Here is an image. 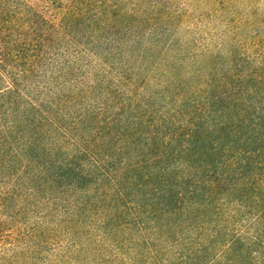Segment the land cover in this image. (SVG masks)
I'll use <instances>...</instances> for the list:
<instances>
[{
	"label": "rangeland",
	"instance_id": "rangeland-1",
	"mask_svg": "<svg viewBox=\"0 0 264 264\" xmlns=\"http://www.w3.org/2000/svg\"><path fill=\"white\" fill-rule=\"evenodd\" d=\"M76 5L87 18L75 31L85 28L87 36L53 49L45 90L61 100L62 127L85 115L87 126L76 125L69 142H0V264L183 263L189 254L183 243L151 249V229L139 230L144 222L135 210L119 226L114 221L104 228L88 204L78 208L75 191L42 184L43 165L29 162L44 164L56 153L70 156L75 143L91 152L88 143L121 142L113 136L117 127L112 140L105 136L113 122L128 141L151 142L153 123L165 115L180 111L171 123L181 124L177 119L199 107L209 92L231 88L232 81L236 91L254 72L264 81V0H76ZM109 11L119 14L112 24L120 38L98 42L91 32L94 20ZM112 24L97 21V32L108 36ZM181 101L192 107L181 108Z\"/></svg>",
	"mask_w": 264,
	"mask_h": 264
},
{
	"label": "trees",
	"instance_id": "trees-1",
	"mask_svg": "<svg viewBox=\"0 0 264 264\" xmlns=\"http://www.w3.org/2000/svg\"><path fill=\"white\" fill-rule=\"evenodd\" d=\"M80 9L76 0H0V142H69L76 125L87 126V115L70 128L60 125L61 100L48 96L44 74L59 43L87 36L85 28L75 31L87 18ZM118 15L95 14L94 40L116 42ZM99 20L113 23L108 36L97 32ZM259 76L249 74L236 91L232 81L231 88L209 92L187 118L177 119L181 124L171 123L180 111L165 115L153 123L151 142L128 141V133L113 122L105 136L112 140L117 127L113 136L121 142L88 143L91 152L75 143L70 156L56 153L44 164L29 163L43 165L42 184L75 191L78 208L88 204L104 228L114 221L119 226L122 216L135 210L144 223L132 222L139 230L151 229L152 250L168 243L186 246L189 254L180 264H264V81Z\"/></svg>",
	"mask_w": 264,
	"mask_h": 264
}]
</instances>
